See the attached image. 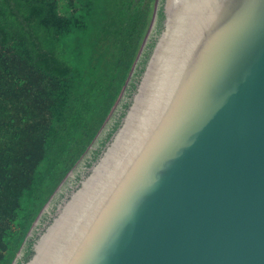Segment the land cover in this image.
I'll list each match as a JSON object with an SVG mask.
<instances>
[{
    "label": "water",
    "instance_id": "1",
    "mask_svg": "<svg viewBox=\"0 0 264 264\" xmlns=\"http://www.w3.org/2000/svg\"><path fill=\"white\" fill-rule=\"evenodd\" d=\"M163 8L120 127L26 264H264V0Z\"/></svg>",
    "mask_w": 264,
    "mask_h": 264
},
{
    "label": "trees",
    "instance_id": "2",
    "mask_svg": "<svg viewBox=\"0 0 264 264\" xmlns=\"http://www.w3.org/2000/svg\"><path fill=\"white\" fill-rule=\"evenodd\" d=\"M156 1L0 0V264L30 261L44 208L56 213L70 173L120 127L163 29Z\"/></svg>",
    "mask_w": 264,
    "mask_h": 264
},
{
    "label": "flooded vegetation",
    "instance_id": "3",
    "mask_svg": "<svg viewBox=\"0 0 264 264\" xmlns=\"http://www.w3.org/2000/svg\"><path fill=\"white\" fill-rule=\"evenodd\" d=\"M151 37L152 38H154V37H156V33H153V34H151ZM150 37V38H151ZM91 158V156H89L86 160H88V159H90ZM85 166H86V161H84L83 163H82V165L79 167L80 169H79V171H78V173H77V176L75 175V177L74 178H72V181L70 182V184L68 185V189L69 190H72L71 188L73 187L72 185H74L75 183H76V181H77V179L78 178H80V177H82V175L85 173ZM78 183V182H77ZM68 191V190H67ZM48 220H45V222L43 223V224H45L46 222H47ZM48 223V222H47Z\"/></svg>",
    "mask_w": 264,
    "mask_h": 264
},
{
    "label": "rangeland",
    "instance_id": "4",
    "mask_svg": "<svg viewBox=\"0 0 264 264\" xmlns=\"http://www.w3.org/2000/svg\"><path fill=\"white\" fill-rule=\"evenodd\" d=\"M157 2V1H156ZM156 5V4H155ZM154 12H155V7H154ZM154 12H153V14H154ZM152 21H153V16H152ZM152 21H151V23H150V27H149V30H148V32H147V34H146V36H145V38H144V43H145V41H146V39H147V37H148V34H149V32H150V29H151V25H152ZM143 45V44H142ZM125 91V90H124ZM123 93H125V92H123ZM104 132V131H103ZM82 163H83V161L79 164V167L82 165ZM77 168V170L75 171V175H76V173H78V171H79V169L80 168ZM35 232V231H34Z\"/></svg>",
    "mask_w": 264,
    "mask_h": 264
}]
</instances>
